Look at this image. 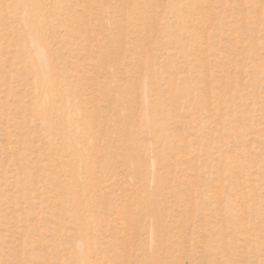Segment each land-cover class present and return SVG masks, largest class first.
Here are the masks:
<instances>
[{
	"label": "rangeland",
	"instance_id": "rangeland-1",
	"mask_svg": "<svg viewBox=\"0 0 264 264\" xmlns=\"http://www.w3.org/2000/svg\"><path fill=\"white\" fill-rule=\"evenodd\" d=\"M0 264H264V0H0Z\"/></svg>",
	"mask_w": 264,
	"mask_h": 264
}]
</instances>
